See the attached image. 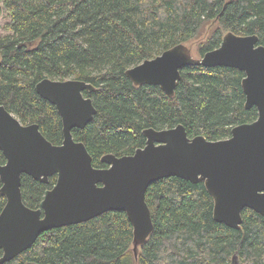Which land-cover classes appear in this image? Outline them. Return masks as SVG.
Here are the masks:
<instances>
[{
    "label": "trees",
    "instance_id": "trees-1",
    "mask_svg": "<svg viewBox=\"0 0 264 264\" xmlns=\"http://www.w3.org/2000/svg\"><path fill=\"white\" fill-rule=\"evenodd\" d=\"M1 14L8 21L7 33L0 35V103L22 124L36 123L48 141L60 144V116L35 83L49 77L92 84L95 89L83 94L96 113L71 132L94 167L106 166L100 161L106 153L121 156L142 147L147 127L181 123L189 137L218 140L257 117L255 107L244 106V74L236 68L185 66L172 97L158 85H134L126 71L199 38L205 26L200 54L218 47L228 31L255 34L264 45V0H0ZM55 181V175L44 183L22 174L24 203L39 207ZM5 200L0 194V211ZM145 200L154 230L136 257L131 223L124 211L113 210L49 229L3 264H231L234 253L238 264H264V216L246 208L239 228L216 222L203 182L163 178L148 186Z\"/></svg>",
    "mask_w": 264,
    "mask_h": 264
},
{
    "label": "water",
    "instance_id": "water-1",
    "mask_svg": "<svg viewBox=\"0 0 264 264\" xmlns=\"http://www.w3.org/2000/svg\"><path fill=\"white\" fill-rule=\"evenodd\" d=\"M255 34L226 32L218 47L194 58L184 43L176 44L153 58L127 69L134 85H158L172 97L180 69L188 65L225 66L245 73L241 87L245 108L255 106L253 121L233 126L225 139L189 137L184 125L142 130L145 144L132 154L106 153L94 167L84 143L72 136L73 128H84L96 113L92 99L83 92L95 87L76 78L44 77L35 91L53 104L62 124V142L52 144L36 123L22 124L0 103V264L26 249L52 228L90 220L106 211H124L132 226V250L147 242L154 230L145 200L148 186L176 176L191 183L203 182L213 200V219L232 228L242 224V211L251 209L264 216V46L255 44ZM26 174L48 188L37 208L22 198L21 176ZM236 259V253L232 256ZM25 264H50L27 261Z\"/></svg>",
    "mask_w": 264,
    "mask_h": 264
},
{
    "label": "rangeland",
    "instance_id": "rangeland-1",
    "mask_svg": "<svg viewBox=\"0 0 264 264\" xmlns=\"http://www.w3.org/2000/svg\"><path fill=\"white\" fill-rule=\"evenodd\" d=\"M8 21V17L6 14H1L0 15V35H3V34H6L7 31L3 28V25ZM202 32V30H201ZM208 33V29L207 27L205 26V30L202 32V34L199 36V38L193 40V41H190V42H187L185 43L187 45V47L190 49L191 51V55L192 57L194 58H200L199 56V53H198V46H197V43L198 41H200L204 36H206V34ZM14 115V114H13ZM15 116V115H14ZM16 117V116H15ZM17 118V117H16ZM231 264H238V261H237V258L235 260H231Z\"/></svg>",
    "mask_w": 264,
    "mask_h": 264
},
{
    "label": "flooded vegetation",
    "instance_id": "flooded-vegetation-1",
    "mask_svg": "<svg viewBox=\"0 0 264 264\" xmlns=\"http://www.w3.org/2000/svg\"><path fill=\"white\" fill-rule=\"evenodd\" d=\"M248 35H250V34H248ZM257 45H262L260 42H259V40L257 41V43L255 44V46H257ZM264 46V45H263ZM199 53V52H198ZM204 54V53H203ZM203 54H200L199 53V56L201 57ZM204 67H206V66H204ZM215 67V66H214ZM222 67H225V66H222ZM184 68V67H183ZM233 68V67H232ZM237 69V68H236ZM181 70V69H180ZM239 70V69H238ZM240 71H242V70H240ZM243 72V71H242ZM243 74H244V76H245V73L243 72ZM243 79V78H242ZM242 81V80H241ZM242 88V87H241ZM243 91V90H242ZM245 96V95H244ZM245 103V102H244ZM253 107H255V106H253ZM256 108V107H255ZM257 110V109H256ZM235 126V125H234ZM230 136V135H229ZM228 136V137H229ZM228 137H226V138H228ZM222 139H225V138H222Z\"/></svg>",
    "mask_w": 264,
    "mask_h": 264
}]
</instances>
